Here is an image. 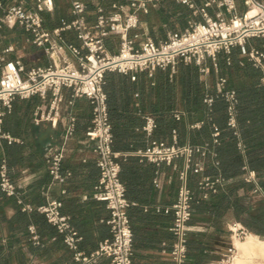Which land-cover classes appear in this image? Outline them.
<instances>
[{
	"label": "crops",
	"instance_id": "0c3cea01",
	"mask_svg": "<svg viewBox=\"0 0 264 264\" xmlns=\"http://www.w3.org/2000/svg\"><path fill=\"white\" fill-rule=\"evenodd\" d=\"M69 1L68 6L63 5L61 8L59 0H55V10L46 11L53 26L64 19L75 17L72 0ZM84 1L88 6L87 19L93 22L98 6L103 5L109 10L113 0ZM240 1L238 9L242 11ZM180 6L191 10L183 3L170 0L159 2L148 13L141 14L142 30L159 40L171 30L186 28L193 16L192 13L189 16L185 14V21L179 24L177 19L181 15ZM167 19L168 22L163 25L162 21ZM173 19L177 20L176 24L170 21ZM0 31V51L8 45L14 47L8 53L9 57L21 58L27 67L47 66L50 63L45 50L30 41V34L22 26L3 27ZM8 34L15 35V38L9 40ZM259 39L264 37L251 38L250 45L258 47L261 42ZM21 42L29 44L28 48L25 47V53L19 50ZM119 42L117 33L106 38L111 51L118 49ZM234 49L238 50L237 47ZM239 56H243L240 51ZM205 65L209 67L207 71L194 63L179 62L176 72L170 68H157L152 74L142 70L135 79L131 73L106 72L104 89L108 94L113 123V147L118 152L120 176L131 202L128 211L133 228V264H172L171 249L175 241L170 230L174 220L172 205L176 200L179 171L185 166V158H177L171 164L156 163L140 155L138 150L148 148L153 141L167 144L173 142L175 110L184 114V122L179 124V131L181 134L184 128L186 133L181 138L184 142L191 141V130L200 128L192 127V124L202 120V117L189 113L187 107L193 102L194 95L204 98L206 94L217 92L219 77L211 70V58L205 61ZM62 94L61 115L57 120H37L36 116L38 109L49 108L53 98L51 91L45 96H17L10 108H3L0 161L8 156L10 174L17 183L18 194L7 195L0 188V264H78L73 251L65 246L58 230L47 222L44 214L25 210L19 198L33 206L49 198L61 199L62 211L71 215L73 225L83 235L80 247L87 252L94 250L100 240L111 236L110 226L105 221L110 214L109 208L104 201L94 197L100 170L94 151L95 143L86 136L92 106L85 97H76L70 103L69 88L63 87ZM72 114L77 117V127L74 135L65 141L62 161V171L70 170L71 174L64 182H57L48 170L44 153L50 142L63 143L65 120ZM147 115L154 116L157 122L151 132L144 129ZM195 159L207 166L204 155L198 154ZM245 177L246 171L235 178ZM191 185H196L193 176ZM256 186L252 182L247 191V195L252 196L254 201L257 199L253 195ZM193 188L199 195L201 191L196 186ZM240 193L243 194V189ZM234 221L239 220L229 209L219 214L196 212L189 233L188 264H221V258L232 246L236 248L232 264H254V259L259 255L264 259V244L263 250L256 252L248 236L246 239H238L232 235L230 226ZM32 225L43 245L34 243L30 230ZM108 261V257L102 256L96 264H108Z\"/></svg>",
	"mask_w": 264,
	"mask_h": 264
},
{
	"label": "built area",
	"instance_id": "2783aa9c",
	"mask_svg": "<svg viewBox=\"0 0 264 264\" xmlns=\"http://www.w3.org/2000/svg\"><path fill=\"white\" fill-rule=\"evenodd\" d=\"M161 1L113 0L109 10L99 5L96 19L89 22L86 16L87 3L84 0H72L75 17L49 27L45 23L43 12L54 11L55 0H0V30L3 27L22 26L30 34V41L43 48L50 60L47 66L27 67L21 58L8 56L14 50L13 45L0 51V131L3 108H10L17 96H45L49 91L52 92L49 108L36 111L37 120H57L60 117L63 87L71 90L70 103L76 97H85L92 106L86 136L95 143L94 151L100 170L94 197L104 201L109 208L110 214L105 221L110 226L111 236L100 240L94 250L87 252L80 247L83 235L73 225L71 215L62 211L61 199L49 198L37 207L62 234L65 246L73 251L78 264H96L102 256L108 257V264H133V228L128 211L131 202L120 176L118 152L113 148L108 94L104 89L106 72L131 73L135 79L142 70L152 74L157 68H170L172 72H176L181 61L194 63L207 71L209 67L205 65V61L208 58L217 66V55L220 52L230 53L233 47H238L243 56L264 70V48L249 46L251 38L264 37V0H242L245 7L242 11L238 9V0H176L191 9L193 17L189 19L186 28L171 30L164 38L155 40L142 30L141 14L148 13ZM252 9L254 12L249 14ZM69 31L74 32L78 42L65 38L64 33ZM113 33L120 37L116 51H111L106 44V38ZM262 81L264 82V76ZM226 82L225 77L218 78L217 93L228 102V124L237 128L236 91L227 88ZM204 101L212 105L214 95L206 94ZM182 114V111L175 110L177 119ZM202 123L203 121L195 122L192 127H201ZM156 125L154 116L147 115L144 129L151 132ZM76 127L77 117L74 114L67 116L63 143L50 142L46 147L44 156L48 170L57 182H64L71 174L70 170L62 171V161L65 156V141L74 135ZM235 132L238 133L237 130ZM219 133L220 130L215 127L214 143L219 142ZM238 145L244 150L241 140ZM207 152L206 145L179 144L176 128L173 129L171 144L153 141L148 148L138 150L140 155L156 163L171 164L177 157L185 158V166L179 171L176 200L172 205L174 220L170 230L175 236L171 249L172 264H188V240L196 199L195 191L189 183V171H204V165L194 161L193 154L206 155ZM212 154L216 155L215 152ZM215 163L219 164V161L216 160ZM245 179L256 182V171L246 168ZM226 181L221 173L202 174L198 181L202 197L208 198ZM0 187L7 195L18 194L17 183L12 179L5 159L0 165ZM253 195L264 197V191L256 186ZM18 201L25 210L34 208L22 198ZM30 230L34 243L41 244L33 225ZM230 230L238 239H246L251 233L240 221H234ZM235 251L236 248L232 246L221 258V264H232Z\"/></svg>",
	"mask_w": 264,
	"mask_h": 264
},
{
	"label": "trees",
	"instance_id": "16d2710c",
	"mask_svg": "<svg viewBox=\"0 0 264 264\" xmlns=\"http://www.w3.org/2000/svg\"><path fill=\"white\" fill-rule=\"evenodd\" d=\"M170 1L177 2L176 0ZM180 7L181 15L177 20L179 24H182L185 21V14L189 16L192 12L183 6ZM43 15L46 25L53 27L51 20L47 18L46 11L43 12ZM177 20L173 19L170 21L176 24ZM64 35L67 40L78 42L73 31L65 32ZM259 40L261 42L258 47L263 46L264 39ZM249 46L252 45L249 43ZM234 48L230 53H219L217 55V66L212 61L211 70L218 77H225L227 79L226 87L236 91L237 128L228 124V102L217 92L213 93L214 101L212 105H208L204 98L196 94L191 105L187 107L189 113L199 114L202 117L200 121H203L199 129L191 130L190 142H184L181 138V135L186 133L185 129L183 128L181 134L179 131V124L184 122V114L181 115L180 119L175 117V128L178 131L179 144L206 145L208 148L207 154L204 155L207 166L201 163L205 167L204 171L202 173L194 170L189 171L190 185L191 176L194 177L196 184L191 185L192 188L196 186L200 190L198 181L202 174L215 175L221 173L227 179L224 185H220L218 191L211 193L208 198L202 197L201 192L199 195L195 192L194 215L198 211H210L211 213L219 214L224 209H229L237 220L251 232L264 236V197L255 196L257 199L254 201L252 196L247 195L252 182L247 181L245 178H235L245 172L246 168L254 169L257 173V180L253 183H256L264 191V82L262 81L264 70L254 65L248 57L239 56V48L237 47L238 50ZM215 127L220 130L218 143L213 142L212 129ZM236 130L238 133L235 132ZM240 140L244 145V150L238 145ZM212 152H215L216 155L212 156ZM198 154L200 153L193 154L194 161H197L195 158L198 157ZM4 159L10 172L8 156H4L1 159L0 165ZM216 160L219 161V164L215 163ZM241 189H243V194L240 193ZM39 205H35L32 210L39 211L37 208ZM52 226L56 229L54 225ZM60 235L62 237V234ZM40 245L43 244L41 243Z\"/></svg>",
	"mask_w": 264,
	"mask_h": 264
},
{
	"label": "rangeland",
	"instance_id": "374dc122",
	"mask_svg": "<svg viewBox=\"0 0 264 264\" xmlns=\"http://www.w3.org/2000/svg\"><path fill=\"white\" fill-rule=\"evenodd\" d=\"M59 2H60V5H61V8H62V6L63 5H65V6H68L69 4H70V1L69 0H59ZM240 4H241V10H244L245 9V7H244V4H243V2L242 1H240ZM156 15H157V13H156ZM166 22H168V19L166 20V21H162V24L164 25V23H166ZM20 35H21V37H22V33L20 32ZM7 38L9 39V40H11V39H14L15 38V35H13V34H8L7 35ZM117 40H118V38H116ZM28 46H29V44H24L23 42H21V45H20V48H19V50H20V52L22 53H25L26 52V48H28ZM26 47V48H25ZM18 50V49H17ZM250 235V234H249ZM263 261H264V259H263V257L262 256H258L257 258H255L254 259V264H263Z\"/></svg>",
	"mask_w": 264,
	"mask_h": 264
},
{
	"label": "bare ground",
	"instance_id": "6f19581e",
	"mask_svg": "<svg viewBox=\"0 0 264 264\" xmlns=\"http://www.w3.org/2000/svg\"><path fill=\"white\" fill-rule=\"evenodd\" d=\"M253 12H254V10L252 9V10L249 11V14H252ZM248 240H249V242L252 243L254 251L257 252V251H262L263 250L262 246L264 244V237H261V236L255 234V233L251 232V234L248 235ZM239 242H241V241H239ZM238 262H240V261H238Z\"/></svg>",
	"mask_w": 264,
	"mask_h": 264
}]
</instances>
